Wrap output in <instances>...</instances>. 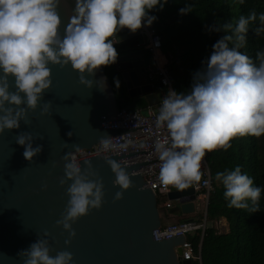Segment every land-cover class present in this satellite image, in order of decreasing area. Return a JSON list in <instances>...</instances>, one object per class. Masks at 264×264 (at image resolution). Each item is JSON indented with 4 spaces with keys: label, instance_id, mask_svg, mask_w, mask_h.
<instances>
[{
    "label": "clouds",
    "instance_id": "clouds-1",
    "mask_svg": "<svg viewBox=\"0 0 264 264\" xmlns=\"http://www.w3.org/2000/svg\"><path fill=\"white\" fill-rule=\"evenodd\" d=\"M167 0H74L73 15L59 32L61 18L57 12L60 0H0V133L16 129L27 109H36L44 90L51 86V65H70L79 82L92 86V75L101 66L113 64L118 53L114 34L126 28L135 33L156 20L150 10H162ZM244 0H239L243 3ZM192 5L185 3L179 14H187ZM256 36L264 34V12L241 14L235 23L216 21L206 26L208 32L224 34L212 44V51L191 74L187 92L169 89L156 115L157 126L167 130V141L157 142L154 149L160 162L158 177L163 188H186L201 179L200 162L206 151L227 149L232 137L264 135V49L257 50L255 61L240 51L250 27ZM15 91H9L8 78ZM101 79L102 87L105 85ZM119 86L118 81H114ZM100 87V86H98ZM23 93V96H21ZM7 105V106H6ZM50 102L45 101L41 114ZM70 134V133H69ZM15 142L23 146L26 160L41 151L33 147L30 133L18 134ZM110 148L107 137L100 140ZM115 175L113 185L126 190L131 186L127 173L116 160L106 159ZM90 168V165H89ZM64 176L71 183L65 212L56 223L73 236L70 222L100 208L103 191L99 179H88L81 168L71 162L64 165ZM223 187L228 207L256 212L261 187L253 183L239 165L216 173ZM65 181L61 179L60 183ZM121 198V192L115 199ZM47 236V233H45ZM67 243V241H66ZM18 255L23 264H70L71 254L59 251L50 255L47 239H37Z\"/></svg>",
    "mask_w": 264,
    "mask_h": 264
},
{
    "label": "water",
    "instance_id": "water-1",
    "mask_svg": "<svg viewBox=\"0 0 264 264\" xmlns=\"http://www.w3.org/2000/svg\"><path fill=\"white\" fill-rule=\"evenodd\" d=\"M73 7L74 0H60L57 6L61 35L73 15ZM121 31L129 36L138 34V30ZM176 53L179 55V46ZM145 55V49L137 48L118 58L127 94L140 110L160 100L156 85L148 80ZM49 68L52 83L44 90L36 109H27L22 104L26 115L19 121V127L0 133V264H23L26 257L18 253L37 239H47L52 256L59 251L69 252L70 264H192V260L180 257L182 244L187 241L185 234L161 239L154 236V230L163 224V217L156 192L145 187L147 181L139 170L157 159L123 161L148 150L97 154L80 159L78 165L72 160L73 152L91 148L102 138L143 127L104 125L111 119H122L112 118L121 109L105 66L94 70L92 75L84 74L92 80L91 87L79 82L70 65L62 68L49 64ZM8 82L9 91H15L13 78L9 77ZM45 101L50 106L41 114ZM28 133L33 138V147L41 146L31 161L23 157V146L15 142L18 134ZM106 159L118 161L129 173L128 189L113 185L115 175ZM67 162L80 167L88 179H99L103 191L100 208H90L86 215L70 222L73 236L56 223L62 218L68 200L66 189L71 180L64 176ZM61 179L65 181L63 184ZM118 191L121 198L115 199ZM196 196L191 183L182 190L171 187L168 192V198L178 203L185 215L196 212Z\"/></svg>",
    "mask_w": 264,
    "mask_h": 264
},
{
    "label": "trees",
    "instance_id": "trees-1",
    "mask_svg": "<svg viewBox=\"0 0 264 264\" xmlns=\"http://www.w3.org/2000/svg\"><path fill=\"white\" fill-rule=\"evenodd\" d=\"M185 3L192 5L187 14H179L178 9ZM250 11L264 12V0H167L162 10H150L157 18L155 23L163 41V50L172 55L169 64L172 71V83L175 91L187 92L191 84V74L200 69L201 62L212 51L215 43L224 33L208 32L206 26L220 23H235L241 15ZM250 25L246 33V43L240 51L255 61L257 50L264 49V34L256 36ZM114 47L118 53L115 63L105 66L110 77L120 109L134 111L137 107L128 96L121 76L118 58L131 49H136L139 36H125L121 32L114 34ZM179 46V55L176 53ZM114 81L119 82L117 87ZM156 87H161L156 83ZM208 162L213 190L210 193L207 219L210 221L226 218L229 231H221L211 225L205 232L190 233L189 240L194 245L195 254L201 255L202 264H264V135L234 136L227 149L216 148L205 152ZM239 165L261 187L258 201L259 209L228 207L223 197V187L216 178V173L225 168L232 169ZM160 201V199H158ZM192 264H201L192 260Z\"/></svg>",
    "mask_w": 264,
    "mask_h": 264
},
{
    "label": "built area",
    "instance_id": "built-area-1",
    "mask_svg": "<svg viewBox=\"0 0 264 264\" xmlns=\"http://www.w3.org/2000/svg\"><path fill=\"white\" fill-rule=\"evenodd\" d=\"M138 36L139 42L137 46L148 51L151 57L146 69L149 82L153 84L158 83L166 87L167 92L169 89L174 90L169 60L163 50L162 37L155 23L152 22L150 26L144 27L142 22V27L138 29ZM164 96L160 97L158 104L149 106L145 110L136 109L134 111H129L126 108L121 109L118 115L112 118L122 119H111L108 122H104V125L107 127L143 125V127L108 138L110 148L107 150L102 147L100 142L94 144L91 148H81L72 153V160L75 165H78L80 159L97 154L108 156L116 153L148 150L140 154L123 158V161L126 163H136L157 159L140 168L139 172L142 173L145 181H147L145 187H152L158 199H160V201L158 200L160 209L166 210L172 206L173 201L168 198V192L171 190L172 186L169 185L167 188H163L160 184L158 177L160 162L158 160V154L154 149V145L157 142L163 143L167 141V130L163 125L157 126L155 119ZM200 170L202 173L201 179L191 183L197 193L195 200L196 210L202 208V204H208L210 193L213 190L210 168L205 155L200 162ZM206 213L204 219L191 218L163 223L159 228L154 230V236L156 239H161L181 233L185 234L187 236V241L182 244L183 252L180 256L181 259H198L202 264L201 255L195 254L194 245L192 241L189 240L188 235L199 231L202 232V234L205 232V229L208 227Z\"/></svg>",
    "mask_w": 264,
    "mask_h": 264
},
{
    "label": "crops",
    "instance_id": "crops-1",
    "mask_svg": "<svg viewBox=\"0 0 264 264\" xmlns=\"http://www.w3.org/2000/svg\"><path fill=\"white\" fill-rule=\"evenodd\" d=\"M121 32L123 35L125 36H129L126 32H122L121 30L119 31ZM132 36H136V35H132ZM138 36V34H137ZM137 48H140V47H136ZM166 53V52H165ZM178 55V54H177ZM166 56L169 60V64L171 62V58H172V55L170 53H166ZM151 58V57H149ZM145 60V59H144ZM145 70L147 69V65L148 63L145 62ZM156 85V84H155ZM160 85V84H159ZM164 86H161V87H156V90L158 91L159 95H160V89L163 88ZM166 88V87H165ZM167 89V88H166ZM161 97V95H160ZM148 108V107H147ZM138 109V108H137ZM201 208L197 209L195 213L193 214H190V215H185L182 213L178 203L176 202H172V206L169 208V209H166V219L163 221V223H168V222H175V221H178V220H183V219H191V218H201V217H196L197 216V211H199ZM200 212V211H199ZM207 212H208V207H207ZM205 217V216H204ZM202 219V218H201ZM206 219H207V213H206ZM208 220V219H207ZM221 224H220V227L222 225V229H219L221 231H225V232H228L229 231V224L226 220V218H221ZM217 221V220H216ZM218 222V221H217ZM219 227V226H218ZM217 228V227H216Z\"/></svg>",
    "mask_w": 264,
    "mask_h": 264
},
{
    "label": "rangeland",
    "instance_id": "rangeland-1",
    "mask_svg": "<svg viewBox=\"0 0 264 264\" xmlns=\"http://www.w3.org/2000/svg\"><path fill=\"white\" fill-rule=\"evenodd\" d=\"M147 58V63H148V65H149V62H150V58H149V56H147L146 57ZM167 93V89L165 88V87H163V88H161L160 89V95H161V97L162 96H164L165 94ZM206 204L207 203H204V204H202V208L199 210V211H197V216L196 217H201V218H203L204 219V216H205V213H206ZM208 204H209V200H208ZM207 204V205H208ZM208 207V206H207ZM161 213H162V217H163V221L166 219V210H164V209H161ZM218 221V222H217ZM213 220V221H210V220H207V225L208 226H211V225H213V226H215V227H217V228H219V229H222V225H221V227H220V224H221V220ZM219 226V227H218Z\"/></svg>",
    "mask_w": 264,
    "mask_h": 264
},
{
    "label": "flooded vegetation",
    "instance_id": "flooded-vegetation-1",
    "mask_svg": "<svg viewBox=\"0 0 264 264\" xmlns=\"http://www.w3.org/2000/svg\"><path fill=\"white\" fill-rule=\"evenodd\" d=\"M124 54V53H123ZM147 56H149L150 57V54L148 53V51H146V55H145V62L147 63ZM146 66V65H145Z\"/></svg>",
    "mask_w": 264,
    "mask_h": 264
}]
</instances>
